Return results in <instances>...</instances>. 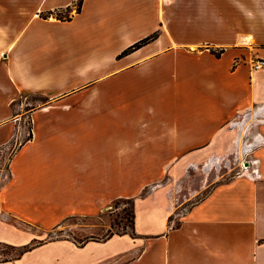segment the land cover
<instances>
[{
  "label": "crops",
  "instance_id": "crops-1",
  "mask_svg": "<svg viewBox=\"0 0 264 264\" xmlns=\"http://www.w3.org/2000/svg\"><path fill=\"white\" fill-rule=\"evenodd\" d=\"M68 1L82 2L76 18H87L92 10L107 19L101 28L113 33L153 34L152 20L168 19L171 1L192 3L186 9L193 13L198 2L252 0ZM147 23L153 26L145 31ZM149 45L117 58L116 73L97 86L117 87L129 70L122 69ZM177 53L189 66L160 81L158 94L131 93L126 108H120L117 90L94 91L98 110L83 118L75 103L92 92L81 90L66 97L75 99L68 121L42 122L35 116L33 137L14 154L10 180L0 191V242L29 250L0 264H264V146L255 153L261 178L219 182L182 216L172 219L174 189L153 187L142 197L146 188L167 178L170 164L206 162L229 122L264 107V68L238 62L242 49H227L219 58L208 51ZM260 55L264 58V50ZM260 130L264 135V125ZM4 141L10 139L0 146ZM120 198L135 199L134 236L114 235L82 246L72 239L44 241L67 219L97 218Z\"/></svg>",
  "mask_w": 264,
  "mask_h": 264
},
{
  "label": "rangeland",
  "instance_id": "rangeland-1",
  "mask_svg": "<svg viewBox=\"0 0 264 264\" xmlns=\"http://www.w3.org/2000/svg\"><path fill=\"white\" fill-rule=\"evenodd\" d=\"M191 4L167 3L171 9L168 19L152 20L157 28L156 40L148 43L151 45L146 51L132 57L128 66L123 63L122 70H129L120 77L117 87L108 82L101 88L97 84L116 73L112 68L118 51L154 33H113L110 28H101L107 19L92 10L87 18L78 19L81 1L0 0V141L10 139L0 146V191L10 180L14 154L33 137L35 116H40L42 122L68 121L75 99L66 97L72 93L92 92L87 99L75 103L82 113L79 117L94 116L99 106L95 92L101 89L117 90L120 108H126L131 93L158 94L163 84L160 81L174 78L187 68L189 62L181 60L179 49L188 50L190 56L242 49L238 62L256 70L264 68L257 67L264 62L260 55L264 50V2H198L193 13L186 9ZM147 27L148 23L143 27L145 31L149 30ZM153 57L157 60L144 63ZM246 118L249 121L243 124ZM263 125L262 106L238 115L226 125L220 145L206 162L170 164L167 178L146 188L142 197L153 187L165 185L174 189V219L203 199L215 184L251 175L255 169L261 171V159L255 153L264 146V135L260 134ZM240 135L242 143L237 145ZM208 164L211 167L206 169ZM134 207L135 199L120 198L97 218L67 219L51 230L44 241L72 239L80 244L131 233ZM3 219L0 206V220ZM21 250L0 242V261L19 257Z\"/></svg>",
  "mask_w": 264,
  "mask_h": 264
},
{
  "label": "trees",
  "instance_id": "trees-1",
  "mask_svg": "<svg viewBox=\"0 0 264 264\" xmlns=\"http://www.w3.org/2000/svg\"><path fill=\"white\" fill-rule=\"evenodd\" d=\"M67 11H70V7L67 8ZM80 12H81V7L78 9L77 13H80ZM49 13L52 14V12H49ZM154 40H156V33H154L153 35L148 36V37H146V38L140 40L139 42L135 43L133 46H131V47L127 48L126 50H124L120 55H118V59H122L123 57H125V56H127V55H129V54H131V53H133V52H135V51H137L138 49L144 47L145 45H147L148 43H150V42H152V41H154ZM224 51H225V50H221V51H220V55L217 54V53H215V52H213V51H212V54H213L215 57L219 58V57L224 53ZM129 234L132 235V236L135 235L134 231H132V232L129 233ZM113 236H114V235H110L107 239H109V238H111V237H113ZM107 239H106V240H107ZM84 243H86V242L80 243V245L82 246ZM28 250H29L28 247L23 248V249L21 250V254H20V255H22L23 253H25V252L28 251Z\"/></svg>",
  "mask_w": 264,
  "mask_h": 264
},
{
  "label": "built area",
  "instance_id": "built-area-1",
  "mask_svg": "<svg viewBox=\"0 0 264 264\" xmlns=\"http://www.w3.org/2000/svg\"><path fill=\"white\" fill-rule=\"evenodd\" d=\"M263 66H264V62H261L260 64L257 65L258 68L263 67ZM246 170H248V169H246ZM258 175L261 178V174H260L259 170H256V169L252 172L251 175L245 174V176H253L254 178L257 177Z\"/></svg>",
  "mask_w": 264,
  "mask_h": 264
},
{
  "label": "bare ground",
  "instance_id": "bare-ground-1",
  "mask_svg": "<svg viewBox=\"0 0 264 264\" xmlns=\"http://www.w3.org/2000/svg\"><path fill=\"white\" fill-rule=\"evenodd\" d=\"M248 121H249V119H247L246 121H245V123L247 124L248 123ZM244 123V124H245ZM237 145H241V143H242V136L240 135L238 138H237ZM239 150V149H238ZM211 167V164H208L207 166H206V169H209Z\"/></svg>",
  "mask_w": 264,
  "mask_h": 264
}]
</instances>
